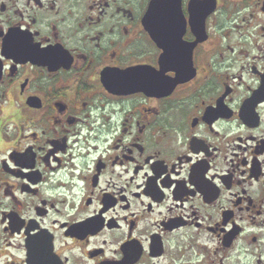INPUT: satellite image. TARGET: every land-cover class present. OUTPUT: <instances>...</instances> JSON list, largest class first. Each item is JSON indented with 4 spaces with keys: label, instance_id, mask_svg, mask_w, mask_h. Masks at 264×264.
<instances>
[{
    "label": "flooded vegetation",
    "instance_id": "obj_1",
    "mask_svg": "<svg viewBox=\"0 0 264 264\" xmlns=\"http://www.w3.org/2000/svg\"><path fill=\"white\" fill-rule=\"evenodd\" d=\"M0 264H264V0H0Z\"/></svg>",
    "mask_w": 264,
    "mask_h": 264
},
{
    "label": "water",
    "instance_id": "obj_2",
    "mask_svg": "<svg viewBox=\"0 0 264 264\" xmlns=\"http://www.w3.org/2000/svg\"><path fill=\"white\" fill-rule=\"evenodd\" d=\"M152 4L150 5V10H149V12H148V14H147V19H150L151 18V15H152Z\"/></svg>",
    "mask_w": 264,
    "mask_h": 264
}]
</instances>
